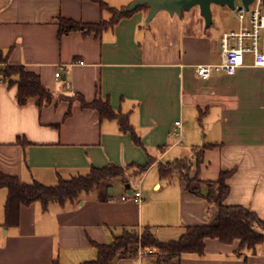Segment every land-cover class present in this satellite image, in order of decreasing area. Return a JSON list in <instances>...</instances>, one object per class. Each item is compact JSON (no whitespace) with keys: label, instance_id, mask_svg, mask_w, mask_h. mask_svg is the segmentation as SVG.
I'll list each match as a JSON object with an SVG mask.
<instances>
[{"label":"crops","instance_id":"obj_1","mask_svg":"<svg viewBox=\"0 0 264 264\" xmlns=\"http://www.w3.org/2000/svg\"><path fill=\"white\" fill-rule=\"evenodd\" d=\"M131 1L0 0V49L53 94L41 107L34 99L19 105L16 85L0 79V171L44 185L110 163L125 172L73 201L45 209L39 202L23 205L14 227L4 226L7 191L0 188V264H80L96 259L92 243L108 244L123 229L149 226L158 240L170 241L186 225L209 223L215 209L185 191L177 172L160 176L161 167L184 156L189 175L204 181L233 170L224 203L264 219V67L246 56L234 75L201 79L194 72L195 64L219 61L218 12L225 7L211 6L207 28L197 6L180 15L158 11L146 22L144 5L98 32L58 36V16L98 23ZM76 95L107 101L126 117L137 141L115 119L82 107ZM210 143L216 146L204 150L196 167L193 148ZM136 190L140 200L132 198ZM237 247L238 240L208 238L200 255L169 258L153 250L138 257L135 250L113 264H264V240L255 252Z\"/></svg>","mask_w":264,"mask_h":264},{"label":"trees","instance_id":"obj_2","mask_svg":"<svg viewBox=\"0 0 264 264\" xmlns=\"http://www.w3.org/2000/svg\"><path fill=\"white\" fill-rule=\"evenodd\" d=\"M264 5V0H262ZM104 7L106 4L100 3ZM112 17L98 23H85L73 19L58 16V36L70 31H95L112 26L119 18L130 13H119L111 9ZM0 79L6 81L8 86L16 85L15 98L19 105H24L29 99H34L35 104L41 107L53 99V94L42 85L39 76L25 69L21 64L8 62V52L0 49ZM78 99L82 107L96 109L100 118L115 119L122 131H130L132 137L137 141L136 135L124 115L111 110L107 101L95 99L86 102L82 96ZM60 99L69 98L60 96ZM69 112L66 113L68 115ZM20 141V138H17ZM216 144H203L193 148V157L196 167L202 162L203 152ZM191 162L188 157L175 159L168 165L160 168L161 177H170L177 172L183 182L184 190L192 195L204 199L208 205L215 209L211 221L203 225H186L184 232L176 240L160 241L150 231L149 226L143 227L142 231L136 229H123L120 235L115 236L108 244L92 243L97 249L95 260L85 261L80 264H113L114 260L131 255L140 245L144 249L157 250L167 257H177L182 253L202 254L205 240L216 238L222 243H232L238 240L237 252L244 250L255 252L256 247L264 240V219L255 212L240 205H226L225 198L229 193L227 179L233 170L221 171L214 181L201 180L197 175L190 176ZM146 166L142 167L144 170ZM120 169L114 164H108L102 168L91 167L86 175L73 176L69 179H59L55 185H44L38 181L26 183L21 182L17 176L4 174L0 171V188L7 191L3 205L4 226L14 227L18 225L20 207L39 202L45 209L51 202L64 203L73 201L80 193L88 192L100 183L114 178L123 177ZM203 186L206 188L204 192Z\"/></svg>","mask_w":264,"mask_h":264},{"label":"built area","instance_id":"obj_3","mask_svg":"<svg viewBox=\"0 0 264 264\" xmlns=\"http://www.w3.org/2000/svg\"><path fill=\"white\" fill-rule=\"evenodd\" d=\"M229 11L236 17L237 26L231 29L223 25L220 36L219 61L216 63L195 64L194 72L201 79H207L213 72H223L227 75H234L236 71L245 65V57H251V65L254 67H264V52L260 49L261 31L264 29V5L262 0H254L248 8L242 5L239 0H235L234 7ZM225 16L224 11L218 12L221 20ZM58 72L55 73L57 77ZM176 127L180 126L177 120ZM128 195L122 196L126 199ZM132 198L140 200V192L136 190ZM136 254L143 257L152 254V250L137 246Z\"/></svg>","mask_w":264,"mask_h":264},{"label":"water","instance_id":"obj_4","mask_svg":"<svg viewBox=\"0 0 264 264\" xmlns=\"http://www.w3.org/2000/svg\"><path fill=\"white\" fill-rule=\"evenodd\" d=\"M245 9L254 0H239ZM235 0H133L127 6L123 7L119 13H130L135 9L148 5V13L145 21H150L158 11H166L170 15H180L182 11H188L197 6L199 14L204 20V26L207 28L212 24L211 6L234 7Z\"/></svg>","mask_w":264,"mask_h":264},{"label":"rangeland","instance_id":"obj_5","mask_svg":"<svg viewBox=\"0 0 264 264\" xmlns=\"http://www.w3.org/2000/svg\"><path fill=\"white\" fill-rule=\"evenodd\" d=\"M223 10H224L225 16L220 20L221 25H226V26H229L231 29H235L237 26L236 17L229 11V9L223 8ZM261 38H262V40H261L260 48H262V46L264 44V29H262V31H261ZM124 173H125L124 169H120V174L124 175ZM130 183H131L132 187H135L136 182L134 179H131Z\"/></svg>","mask_w":264,"mask_h":264}]
</instances>
